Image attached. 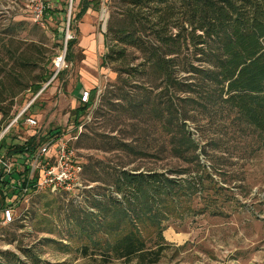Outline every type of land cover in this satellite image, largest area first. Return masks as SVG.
I'll return each mask as SVG.
<instances>
[{
	"label": "trees",
	"instance_id": "trees-1",
	"mask_svg": "<svg viewBox=\"0 0 264 264\" xmlns=\"http://www.w3.org/2000/svg\"><path fill=\"white\" fill-rule=\"evenodd\" d=\"M103 1L80 0L74 22L89 9L100 11ZM108 5L106 33L115 47L104 55L103 65L122 64L124 69L115 68L117 82L104 95L107 114L112 118L115 113L119 121L135 120L136 132L144 124L146 132L153 128L157 136L145 133L130 142L107 141L104 136L100 141L84 133L78 146L123 151L135 160L151 158L155 163L167 152L188 168L172 171L176 177H171L156 168L85 165V179L106 183L109 193H99L101 198L94 200L97 213L71 209L70 240L79 243L80 254L94 258L95 264H158L168 246L165 222L209 210L194 207V199L211 188L213 177L202 173L206 165L201 163L199 144L185 130L184 121H195L188 107L211 123L228 120L239 131L252 130L264 140V0H108ZM77 42L67 41L69 61ZM0 44L10 50L8 43ZM135 52L139 63L132 66L133 59L127 58ZM3 85L0 74V131L12 116L16 95ZM32 87L37 93L42 85ZM96 92L93 89L90 101L80 102L76 109L77 128ZM65 247L71 251V245ZM15 258V264L22 263Z\"/></svg>",
	"mask_w": 264,
	"mask_h": 264
},
{
	"label": "rangeland",
	"instance_id": "rangeland-1",
	"mask_svg": "<svg viewBox=\"0 0 264 264\" xmlns=\"http://www.w3.org/2000/svg\"><path fill=\"white\" fill-rule=\"evenodd\" d=\"M32 1L0 0V40L10 46V50H5L0 44V74L5 84L2 89L16 94L12 116L5 124L38 96L10 136L26 135L25 119L34 115L43 133L60 131L78 136L73 144L84 166L97 162L111 170L156 168L171 177H176L172 171L187 169L182 159L167 152L161 153V159L155 163L151 158L135 160L123 151L78 146L84 133L100 141L105 136L107 141L117 138L127 142L145 133L156 137L157 133L153 128L146 132L144 124L136 132L135 120L123 117L119 121L115 113H111L112 118L107 114L104 95L117 82L115 68L124 69L122 64L103 65L104 55L115 47V40L106 33L110 17L108 0L103 1L100 11L90 9L77 22L74 18L80 0H44L46 10L38 21ZM92 34L101 38L85 39ZM72 38L78 42L70 49L69 61L65 58L67 39ZM92 43L96 44L92 47L96 49L93 54ZM138 56V52L128 56V60L133 59L132 66L139 63ZM59 57L64 60L59 62ZM37 83L42 87L34 93L30 87ZM93 89L97 90L95 102L79 117L77 128L75 111L81 105L79 94ZM188 110L195 121H184L185 130L199 144L200 160L206 165L202 173L213 177L211 188L194 199V207L199 210L206 206L209 210L165 222L168 246L158 264H264V140L252 130L239 131L228 120L211 123L198 111L189 107ZM85 181L94 184V192L86 193L88 197L94 193L104 197L109 193L110 186L106 183ZM81 199L74 194L31 193L27 201L17 206L19 218L24 220L0 224V264H15V256L22 261L18 264H95L94 258L80 254L79 243L70 240L71 209L97 213L95 208L87 209ZM93 203L92 198L90 206ZM213 211L216 213L212 214ZM65 245H71V251ZM110 264H136V260H115Z\"/></svg>",
	"mask_w": 264,
	"mask_h": 264
},
{
	"label": "built area",
	"instance_id": "built-area-1",
	"mask_svg": "<svg viewBox=\"0 0 264 264\" xmlns=\"http://www.w3.org/2000/svg\"><path fill=\"white\" fill-rule=\"evenodd\" d=\"M32 9L36 21L43 19L46 10L44 0H33ZM58 60L62 62L64 59L59 57ZM37 97L12 121L4 123L0 131V224L8 225L20 219L17 206L37 191L74 194L78 199L82 197L81 201L90 210H94L90 206L92 198H101L100 194L86 195L94 192V184L84 179V165L73 144L78 136L43 133L41 123L34 115L25 119L26 135L10 136L18 120ZM90 97L89 90H82L79 94L82 103H88Z\"/></svg>",
	"mask_w": 264,
	"mask_h": 264
},
{
	"label": "crops",
	"instance_id": "crops-1",
	"mask_svg": "<svg viewBox=\"0 0 264 264\" xmlns=\"http://www.w3.org/2000/svg\"><path fill=\"white\" fill-rule=\"evenodd\" d=\"M89 10H90V9H89ZM89 10L87 11V13H88V12L90 13L93 9L90 10V11H89ZM93 12H94V10H93ZM94 35H95V34H92V36L89 35L87 38L85 37V39H100V38H101V37H97V36H94ZM83 39H84V37H83ZM93 45H96V44H93V43L91 44V54H93V52L96 50L95 48L92 49Z\"/></svg>",
	"mask_w": 264,
	"mask_h": 264
}]
</instances>
